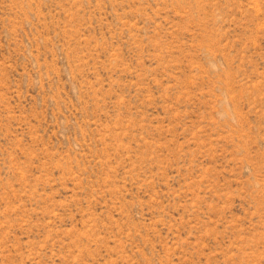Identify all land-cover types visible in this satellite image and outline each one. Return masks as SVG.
Segmentation results:
<instances>
[{
  "label": "rangeland",
  "instance_id": "rangeland-1",
  "mask_svg": "<svg viewBox=\"0 0 264 264\" xmlns=\"http://www.w3.org/2000/svg\"><path fill=\"white\" fill-rule=\"evenodd\" d=\"M0 264H264V0H0Z\"/></svg>",
  "mask_w": 264,
  "mask_h": 264
}]
</instances>
